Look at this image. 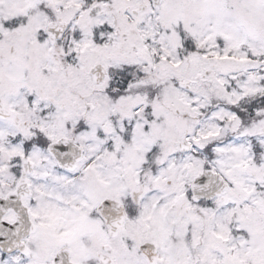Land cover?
Listing matches in <instances>:
<instances>
[{"label": "snow or ice", "instance_id": "1", "mask_svg": "<svg viewBox=\"0 0 264 264\" xmlns=\"http://www.w3.org/2000/svg\"><path fill=\"white\" fill-rule=\"evenodd\" d=\"M0 264H264V0H0Z\"/></svg>", "mask_w": 264, "mask_h": 264}]
</instances>
